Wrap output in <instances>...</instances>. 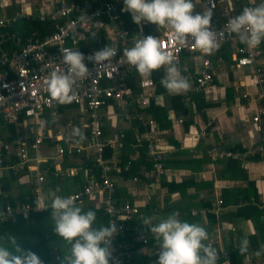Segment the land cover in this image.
Masks as SVG:
<instances>
[{
    "label": "crops",
    "instance_id": "obj_1",
    "mask_svg": "<svg viewBox=\"0 0 264 264\" xmlns=\"http://www.w3.org/2000/svg\"><path fill=\"white\" fill-rule=\"evenodd\" d=\"M24 1L28 4L24 6L23 16L19 20L27 17L24 15L27 8L31 7V12L35 14H50L56 5V0ZM193 2L196 5L194 14L202 13L203 2ZM259 3L261 0H224L218 6L217 15L221 14L225 6L233 7L235 12L240 13L245 6ZM7 13L10 10L3 9L2 17L9 18ZM122 18L125 21L124 28L132 35H147L168 29L149 23L138 26L125 11ZM118 29L116 24H111L107 37L104 32L101 33L98 44L106 47L108 39ZM11 37L13 41L10 43H14L17 48L14 50L21 48L20 37ZM238 45L237 40L233 39L221 46L216 58H210L216 64L214 82L203 93L192 95V102L186 106L182 103V95H169L162 86L164 69L152 73L148 79L154 81L155 87L145 93L154 95V100L137 111L145 119L155 121L156 128L145 126L136 120L124 122L115 105L101 111L106 113L103 122L106 137L116 138L125 132H131L135 137V144H131L127 151L122 143L121 148H108L112 151L110 158H105L106 148L103 157L106 162L115 163L122 169L121 173H114L113 200L116 206L129 203L138 207L140 215L135 219L138 225H142V220L147 217H166L172 212H179L182 221L196 223L206 229L207 241L226 250L239 251L241 242L247 239L248 252L243 256H255L264 252V157L234 161L214 160L212 156V150H243L257 143L260 137L264 138V124L263 131L258 133L252 122L253 117L264 106V85L260 87L251 81V67L235 66L233 59ZM259 49L263 53L260 62L264 68V42L259 45ZM181 60L182 65L187 66L192 74L198 71V57L193 62L187 54H183ZM141 79L144 78L137 71L128 76L129 99H135L141 91ZM244 93L248 95L247 99L242 98ZM153 112L164 116L166 120L157 122L152 116ZM82 115L75 107L59 109L56 116H52L50 111H44L36 128L37 133L43 134L45 138L37 149H29L30 157L34 159L30 168H0V208L24 202L36 207V201L41 195L65 197L83 187L86 181L85 171L95 170L96 166L92 149L80 154L72 149V146L87 145L88 133L80 123ZM179 119L183 122L179 123ZM0 122V142L8 143L11 148L5 156V162L16 165L14 154L17 142H30V135L25 127L4 124L1 119ZM76 130L81 135H76ZM57 132L62 133L59 138H56ZM144 134L150 138L156 150L164 155L165 174L158 181L154 178L153 162L148 154L149 142L143 138ZM59 148L65 149L61 167L54 163ZM142 150L146 151L145 158L141 156ZM122 156H126V161H122ZM125 167L127 170L124 171ZM58 168H61L60 171ZM36 169L45 176L41 195L36 192L33 184ZM69 169H75L76 175L68 176ZM50 202L49 199L48 203ZM84 205L94 208V204ZM246 207H255L260 213L254 214V209ZM18 219L10 224L17 223ZM23 219L24 226L14 234L19 236L18 239L26 236L21 232L34 224L30 217ZM143 228L149 244L140 246L138 256L149 258L148 264H157L154 255L156 242L150 230L144 225Z\"/></svg>",
    "mask_w": 264,
    "mask_h": 264
},
{
    "label": "built area",
    "instance_id": "obj_2",
    "mask_svg": "<svg viewBox=\"0 0 264 264\" xmlns=\"http://www.w3.org/2000/svg\"><path fill=\"white\" fill-rule=\"evenodd\" d=\"M201 2H203L202 13L205 8H213L212 29L220 34L217 39V48L211 55L202 54L199 49L191 44L183 47L174 44L167 35L170 29L147 35L130 34L124 28L123 0H56V5L50 14L42 12L35 14L31 12V7L27 8L24 11L25 16L32 21L49 22L52 31L42 37L27 39L21 48L13 49L10 53L3 50V46L11 39V35L7 31L3 32L2 29L11 27L12 23L23 15L13 19L4 18L0 15V119L4 124L25 127L30 135V142H17L14 154L17 159L16 165L5 162V156L11 148L8 143L0 142V168L13 170L30 168L34 159L30 157L29 149H37L45 138L43 134L37 133L36 128L44 111H50L52 116H56L58 110L62 108L75 107L78 109L79 114H83L80 118L82 128L86 129L88 133L87 145L72 146V149L77 154L92 149L96 169L85 171L86 181L83 187L78 192L65 197L72 198L75 205L81 203L94 204L95 208H101L108 217L107 225L115 221L119 232L111 243L110 264H125L136 253L132 249L133 244H128L124 238L130 230L129 224L135 221L140 215V211L138 207L129 203L116 206L113 200L115 192L114 173L119 174L122 169L115 163L106 162L103 156L106 148L113 150L121 148L125 134H119L116 138L106 137L103 130L106 113L101 111L110 109L115 105L124 122L129 123L136 120L145 126L149 125V127L156 128L155 121L145 119L144 115L137 111L154 100V95H146L145 91L154 88L155 83L148 78L141 79L139 81L141 91L135 99H129L127 97L129 93L127 78L136 70L121 62L123 51L132 47L140 37L151 35L159 39L161 51L174 57L182 77L186 78L190 84L189 89L180 94L183 97L184 106L192 102V95L203 93L213 84L216 64L210 58H216L221 46L233 39H236L239 44L233 59L235 66L238 68L251 67L253 69L250 76L251 81L260 87L264 85V68L260 62L263 53L259 46L248 48L244 43H241L235 34H230L227 28L228 22L242 12L237 13L233 7L225 6L218 16V6L223 4L224 0H201ZM254 6L257 5L249 4L244 8ZM83 15L87 17L86 21L80 19ZM111 24H116L119 29L112 38L108 39L106 47L112 46L118 54L106 67L97 72L95 65L88 61L87 57L105 48L98 44L99 37L103 32L107 37ZM64 47L81 52L86 58L85 64L90 73L82 79L75 80V99L70 104H59L54 101L47 90V82L52 71L67 72L61 54V48ZM183 54H187L189 60L193 62L198 57V71L192 74L187 66L182 65L181 57ZM242 98L247 99L248 95L244 93ZM178 122L182 123L183 120L179 119ZM252 122L255 124V130L261 133L263 131L262 124H264V106L253 117ZM55 135L56 138H59L62 133L57 132ZM144 137L149 142L148 154L153 162L154 178L158 181L165 174L164 155L161 151L156 150L147 135L144 134ZM64 155L65 149L59 148L57 156L54 158L57 167H61L63 164ZM212 156L214 160L246 161L251 158L260 159L264 157V138L260 137L257 143L249 145L243 150H212ZM60 169L58 168V171ZM123 170H127L126 167ZM67 175H76V170L69 169ZM96 176H99V179H96ZM44 180V173L36 169L33 184L39 195L42 194L41 185ZM218 203L222 204V201ZM39 211L29 202L5 205L0 208V225L16 222L19 217L29 218L32 212ZM119 217H123L126 221H121ZM142 230L143 225L137 224V233L133 240L137 244L147 246L149 239L142 233ZM206 244H211L217 249L218 264H232L229 252L225 248L219 247L212 241H207ZM158 254L159 248L156 245L154 255L157 260ZM240 264H264V252L255 256L245 255L241 258Z\"/></svg>",
    "mask_w": 264,
    "mask_h": 264
},
{
    "label": "clouds",
    "instance_id": "obj_3",
    "mask_svg": "<svg viewBox=\"0 0 264 264\" xmlns=\"http://www.w3.org/2000/svg\"><path fill=\"white\" fill-rule=\"evenodd\" d=\"M122 11L129 13L133 22L142 26L149 23L170 29L167 33L174 44L181 47L193 45L204 55H211L217 48L219 33L212 29L213 8L194 14L193 0H123ZM86 21L84 15L80 18ZM230 34L248 48H256L264 42V0L257 6L246 7L227 25ZM62 61L67 72L52 71L47 82L50 97L59 104H70L75 99L74 82L89 73L85 56L76 49L61 48ZM117 51L105 47L87 57L97 72L107 66ZM121 62L130 65L142 78L164 69L161 84L169 95H178L189 89L190 84L182 77L174 57L161 51L159 39L143 36L134 45L123 51ZM76 135H81L76 130ZM51 200L50 204L48 203ZM51 208L55 234L69 246L61 258V264H110L111 243L118 234L115 221L107 226H96L95 212H85L74 204L70 197L41 195L36 201L40 211ZM121 221H126L119 217ZM142 225L150 230L159 248L157 264H218L219 254L211 244H206L208 233L199 224L180 219L179 212L166 217H147ZM249 241L241 242L239 253L248 252ZM259 255V253H257ZM0 264H42L37 254L25 251L15 237L0 236Z\"/></svg>",
    "mask_w": 264,
    "mask_h": 264
},
{
    "label": "trees",
    "instance_id": "obj_4",
    "mask_svg": "<svg viewBox=\"0 0 264 264\" xmlns=\"http://www.w3.org/2000/svg\"><path fill=\"white\" fill-rule=\"evenodd\" d=\"M27 18V19H26ZM29 23V25L27 24ZM51 24L42 23L40 21H32L28 19V17H24L22 20H15L12 23L11 27H6V29H2L3 32H8L10 35H16L20 37L21 44H24L27 39L34 38L37 36H44L52 31L50 29ZM11 39L8 41L7 44L3 46V50L10 53L12 49H17L14 46V43H10ZM15 42V41H14ZM153 118L156 119L157 122H161V120H166L164 116H159L157 113L152 114ZM1 124V122H0ZM105 133V132H104ZM126 137V138H125ZM125 137L122 139L124 143V149H129L131 144H135V137L131 132H125ZM123 149V151H124ZM127 151V150H126ZM146 151H141L142 158H145ZM112 151L110 149H106L105 151V158H110ZM122 161H126V156H122ZM88 166V165H87ZM90 166V165H89ZM132 172L134 169L132 168ZM124 174V173H123ZM127 176V174H124ZM31 196V195H29ZM85 203L78 204L76 206L81 207L85 212L93 211L97 217L96 226L104 225L107 226L108 217L107 215L100 209L93 208L92 206H85ZM246 209H254V214H259L260 211L257 210L255 207ZM253 211V210H252ZM30 218L33 220V225L28 227L27 229L23 230L21 234L26 236H21V239L16 237L15 231H19L25 224V220L22 217H19L17 223L15 224H1L0 225V236H6L10 233V236L15 237L17 241L20 243L21 247L25 251H32L38 255L41 259L42 264H61V258L65 253L68 252L69 246L63 242L54 232L53 221L51 219V209L42 211V212H32ZM23 225V226H22ZM130 230L127 233V236L124 238L128 244H133L132 249L136 252L131 259H128L125 264H148L149 258L146 259L145 257L138 256V251L141 244H137L134 242L133 238L137 233V223L134 221L129 224ZM14 232V233H13ZM18 234V232H16ZM144 233V228L142 230ZM28 238V239H26ZM232 248V247H231ZM229 251V257L232 264H240L241 258L243 255L239 253V251L227 249ZM156 264V263H155Z\"/></svg>",
    "mask_w": 264,
    "mask_h": 264
},
{
    "label": "rangeland",
    "instance_id": "obj_5",
    "mask_svg": "<svg viewBox=\"0 0 264 264\" xmlns=\"http://www.w3.org/2000/svg\"><path fill=\"white\" fill-rule=\"evenodd\" d=\"M27 4L24 0H1L0 15L2 16L3 9H7L10 10V13H7L6 16L12 19L19 17L23 15V8ZM27 24L29 25V23Z\"/></svg>",
    "mask_w": 264,
    "mask_h": 264
}]
</instances>
